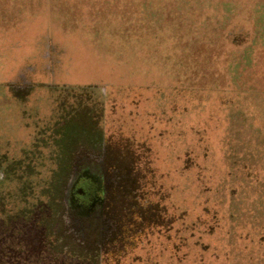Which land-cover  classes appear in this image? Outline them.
<instances>
[{"label":"rangeland","instance_id":"374dc122","mask_svg":"<svg viewBox=\"0 0 264 264\" xmlns=\"http://www.w3.org/2000/svg\"><path fill=\"white\" fill-rule=\"evenodd\" d=\"M0 264H264V0H0Z\"/></svg>","mask_w":264,"mask_h":264}]
</instances>
